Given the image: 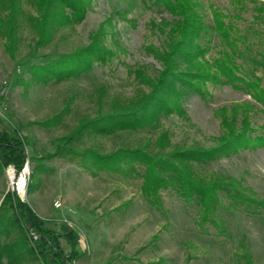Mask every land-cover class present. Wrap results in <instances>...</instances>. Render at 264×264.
Returning a JSON list of instances; mask_svg holds the SVG:
<instances>
[{
    "label": "rangeland",
    "instance_id": "1",
    "mask_svg": "<svg viewBox=\"0 0 264 264\" xmlns=\"http://www.w3.org/2000/svg\"><path fill=\"white\" fill-rule=\"evenodd\" d=\"M199 1L208 25L213 24L210 3L231 7V0ZM244 1V19L239 20V27L262 29L261 20L253 18V7L264 0ZM23 9L14 55L0 33V129H19L28 142L27 160L19 171L13 165L0 168V207L8 192L16 193L29 203L44 226L59 234L60 244L68 252L71 245L64 234L74 231L79 255L73 264H264V205L246 207L224 200L219 213L224 230L218 231L207 222L199 225L200 209L195 201L184 200L170 188L162 190V209L157 210L142 194L140 175L89 169L80 155L89 148L109 153L138 144L156 152L148 144L155 133L134 129L103 133L89 127L65 143V136L82 119L98 116L101 94L107 102L148 88L134 71L158 75L162 63L154 50H161L167 41L159 25L173 22L175 17L149 1L92 0L82 21L57 28L48 44L36 46L35 34L26 20L32 8L24 2ZM99 29L102 44L111 51L105 62L94 60L80 72L64 74L60 79H43L30 70L33 64L46 63L89 44ZM209 38L207 56L211 57L220 43L212 31ZM252 44V54L264 51V41L258 37ZM256 70L264 73V69ZM205 90L203 95L189 91L182 97L183 115L174 112L161 116L162 128L168 129L174 145L200 149L216 146L222 134L217 111L242 102L256 104L250 110V125L264 133V106L250 94L230 84L212 82ZM102 108H107L106 103ZM64 143L76 153L48 156ZM200 172L233 182L254 200H264L263 147L240 148L204 164ZM22 173L23 192L17 187ZM4 230L0 226V243L8 239ZM0 264L10 263L4 258ZM17 264L39 261L27 254Z\"/></svg>",
    "mask_w": 264,
    "mask_h": 264
},
{
    "label": "trees",
    "instance_id": "2",
    "mask_svg": "<svg viewBox=\"0 0 264 264\" xmlns=\"http://www.w3.org/2000/svg\"><path fill=\"white\" fill-rule=\"evenodd\" d=\"M92 0H0V33L6 39V48L14 55L16 29L19 16L27 2L32 11L26 15L27 23L35 34L36 46L48 44L54 31L65 25H74L84 19ZM167 9L174 17L173 22H162L159 27L166 33V45L154 50L162 63L158 75L151 77L144 71L135 70L141 84L137 92L127 98L114 97L110 100L100 96L98 116L82 119L75 129L65 136L70 143L75 137L91 127L103 133L116 129H134L155 133L148 144L120 147L109 153L89 148L80 153L89 169L98 167L123 174L135 173L142 178V194L157 210L162 209V190L173 189L184 200L199 205V225L210 223L224 230L219 213L223 201L231 204L264 205L238 189L233 182L201 174L200 168L220 156L230 155L240 148H264V133L254 128L250 110L256 106L251 102L224 106L217 114L220 117L222 134L220 143L207 149L180 148L173 144L168 129L162 128L161 116L171 113L184 114L182 97L189 91L205 93L208 82L230 84L250 94L252 99L264 106L263 74L264 51L252 54V39L264 41V1L253 7L254 20H261L262 29L242 30L239 20L244 19V0H231L230 8L209 4L212 25L205 21L199 0H144ZM214 32L220 43L216 55L207 56L211 50L206 40ZM89 44L72 52L64 53L43 64H33L30 70L43 79L64 74L78 73L90 66L94 60L105 62L111 51L102 44V31L95 32ZM205 40V41H203ZM210 44V42H209ZM106 103L107 108L102 110ZM56 118H59L57 116ZM58 145L48 156L76 153L72 148ZM28 142L15 127L0 129V168L13 165L19 171L27 160ZM0 226L8 233V239L0 243V262L4 258L17 264L27 254L39 264H73L78 258V236L69 230L65 235L71 245L65 251L59 234L44 226V221L25 200L16 193L8 192L0 207Z\"/></svg>",
    "mask_w": 264,
    "mask_h": 264
},
{
    "label": "bare ground",
    "instance_id": "3",
    "mask_svg": "<svg viewBox=\"0 0 264 264\" xmlns=\"http://www.w3.org/2000/svg\"><path fill=\"white\" fill-rule=\"evenodd\" d=\"M12 172V171H11ZM12 177H14V174L12 172ZM17 187L23 192L25 190V178H24V174L22 173L20 175V178L17 182ZM25 194V193H24Z\"/></svg>",
    "mask_w": 264,
    "mask_h": 264
},
{
    "label": "built area",
    "instance_id": "4",
    "mask_svg": "<svg viewBox=\"0 0 264 264\" xmlns=\"http://www.w3.org/2000/svg\"><path fill=\"white\" fill-rule=\"evenodd\" d=\"M56 205H57V206H59V205H60V202H59V201H57Z\"/></svg>",
    "mask_w": 264,
    "mask_h": 264
}]
</instances>
